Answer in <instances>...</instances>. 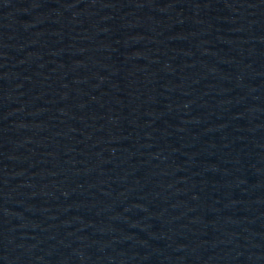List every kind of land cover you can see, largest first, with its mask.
<instances>
[{"label":"water","instance_id":"obj_1","mask_svg":"<svg viewBox=\"0 0 264 264\" xmlns=\"http://www.w3.org/2000/svg\"><path fill=\"white\" fill-rule=\"evenodd\" d=\"M0 264H264V0H0Z\"/></svg>","mask_w":264,"mask_h":264}]
</instances>
